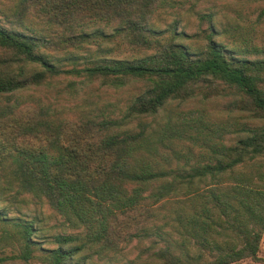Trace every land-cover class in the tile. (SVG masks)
Masks as SVG:
<instances>
[{
	"label": "trees",
	"instance_id": "16d2710c",
	"mask_svg": "<svg viewBox=\"0 0 264 264\" xmlns=\"http://www.w3.org/2000/svg\"><path fill=\"white\" fill-rule=\"evenodd\" d=\"M200 1L0 0V205L11 203L7 192L12 201L45 197L87 229L55 234L44 264H94L104 253L114 264L135 240L152 239L163 241L166 264H264V45L254 47L255 59L212 33L196 54L180 45L176 23L164 22ZM71 76L93 86L75 108L47 109L22 95ZM107 88L130 99L85 108ZM210 97L229 99L239 114L181 124L183 137L193 131L208 146L192 143L189 168H148L125 146L128 120ZM6 211L4 238L13 231ZM34 223L14 224L26 252ZM194 246L215 255L183 252Z\"/></svg>",
	"mask_w": 264,
	"mask_h": 264
},
{
	"label": "rangeland",
	"instance_id": "374dc122",
	"mask_svg": "<svg viewBox=\"0 0 264 264\" xmlns=\"http://www.w3.org/2000/svg\"><path fill=\"white\" fill-rule=\"evenodd\" d=\"M5 9L0 7V13ZM264 0H202L199 3L187 5L184 8L173 11L164 22V28L169 25H177L176 41L191 52L196 54L202 50L206 44L205 36L212 33L213 38L230 48L236 47L246 53L241 56L255 59L260 55L254 51V47L261 48L264 45ZM2 14V13H1ZM5 15H9L5 13ZM18 18V17H17ZM4 20V17H2ZM9 16L8 22H11ZM11 24V23H10ZM17 23H14L15 25ZM74 85L76 89L69 88L68 84ZM83 80L77 77L61 78L58 84L43 86L33 90H27L22 95L32 98V102L46 106L47 109L55 108L58 104H65L75 108L84 103L85 94L93 86L82 87ZM85 93L83 94V89ZM146 85L142 87V91ZM72 91H71V90ZM78 93V94H75ZM94 97L91 101L87 100L85 108L91 109L107 104L123 105L130 97L126 92L112 88L104 89L100 92H93ZM91 95V96H93ZM98 97L100 101H98ZM39 105V106H40ZM239 114L231 106L229 99L192 100L182 104L174 102L155 115L143 118L128 120L122 131L128 133L125 146L135 147L138 156L132 153L133 157H141L148 168H165L176 171L177 169L189 168L193 164V155H190V148L193 144L197 148L204 144V138L198 137L195 132L190 131L183 137L180 129L181 124L186 128L192 126L193 120L203 115L209 117H223L228 113ZM246 116V115H244ZM187 121L190 123L187 125ZM141 134V138L133 140L135 135ZM192 134V135H191ZM194 137L195 140L191 138ZM230 138L232 136H229ZM202 145L203 149L208 146ZM122 152H112L111 157L116 159L123 156ZM128 160H130L128 158ZM138 161V160H137ZM140 162V161H139ZM13 192H7L4 199H11L7 206L9 219L13 227L7 237L4 236V229L0 225V264H44L42 257L43 250L51 248L53 245L52 237L55 234H74L85 235L83 226L74 227L66 217L58 213L57 210L49 205L47 198H36L27 195L29 198L23 202L12 201ZM3 198H0L2 201ZM35 222L33 227L30 252H26L27 247L22 238V233L18 232V227L14 224ZM10 230V229H9ZM14 230L16 233H14ZM22 235V236H21ZM134 241L128 247L124 255H118L114 264H166L161 257L164 243L160 239L146 240L137 244ZM183 252L190 257L196 258L201 255L203 258L214 256L215 254L208 249L187 247ZM181 254V252H179ZM261 256L264 258V236L261 244ZM94 264H110V255L104 253L94 257ZM238 264H255L249 260Z\"/></svg>",
	"mask_w": 264,
	"mask_h": 264
}]
</instances>
